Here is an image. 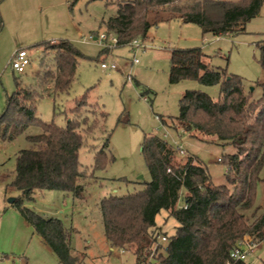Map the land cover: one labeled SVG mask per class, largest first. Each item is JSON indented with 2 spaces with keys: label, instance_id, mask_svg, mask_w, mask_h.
I'll list each match as a JSON object with an SVG mask.
<instances>
[{
  "label": "trees",
  "instance_id": "trees-1",
  "mask_svg": "<svg viewBox=\"0 0 264 264\" xmlns=\"http://www.w3.org/2000/svg\"><path fill=\"white\" fill-rule=\"evenodd\" d=\"M264 0H121L117 12L103 20L108 34L117 38L116 46L143 42L148 38L151 12H165L185 23H195L202 33L215 36L237 34L257 16ZM51 43V45H50ZM45 49L56 51L55 66L37 74V86L23 85L15 76V90L7 95L0 113V138L12 141L28 127L41 131L28 133L31 146L21 149L15 161L11 186L21 190L14 201L21 216L42 241L57 255L59 264H84L86 253L72 247V231L59 217H45L24 205L34 199L36 190L71 193L80 200L114 159L109 149L110 134L96 151L92 169H81L79 151L86 135L106 126L107 112L89 101L88 90L69 109L64 126L42 120L37 102L51 89L54 96L67 93L77 75L82 52L70 41L49 42ZM258 62L264 69V40L257 43ZM106 47L104 48L105 52ZM193 79L201 84L219 85L214 99L199 89L187 90L179 100V113L170 117L175 128L202 136H215L232 144L236 151L221 158L227 166L226 184H215L206 165L194 155L179 156L168 141L156 134H145L141 152L151 179L143 189L127 194H109L99 202L104 234L112 248L130 251L136 264H250L233 259L231 251L239 243L264 241V208L255 206L258 183L264 184V81L262 97L252 100L243 77L202 66L201 50L174 47L170 57L173 83ZM139 85L140 83L136 81ZM55 111V109H54ZM130 182L126 178H121ZM182 206L178 205L180 198ZM161 210L173 216L178 225L168 241L158 242L162 234L156 218Z\"/></svg>",
  "mask_w": 264,
  "mask_h": 264
},
{
  "label": "rangeland",
  "instance_id": "rangeland-1",
  "mask_svg": "<svg viewBox=\"0 0 264 264\" xmlns=\"http://www.w3.org/2000/svg\"><path fill=\"white\" fill-rule=\"evenodd\" d=\"M120 1L0 0V113L6 106L7 95L16 88L15 76L20 77L23 85L36 87L38 72L55 66L56 51L42 45L61 40L70 41L82 52L76 79L67 93L54 96L51 89L44 91L37 102L38 116L64 126L67 116L71 117L69 109L88 89L90 103L107 112L106 126L98 128L93 136L86 135L79 151L81 169L91 170L96 151L103 146L107 132L110 134L109 149L114 159L105 169L96 171L98 180L88 188L87 198L80 200L64 191L36 190L34 199L24 201L26 207L45 217L63 220L72 231L73 249L86 253L84 264H136L132 252L112 248L107 241L99 202L109 194L139 191L144 187L143 181L151 179L141 152L145 134H156L175 148L176 143H181L187 154L202 160L215 184L227 183V166L218 158L234 153L232 144L215 136L187 132L182 126L169 127L161 120L162 117L171 123L170 117L179 113L180 98L189 89L205 91L214 99L220 94L219 85L201 84L193 79L173 83L172 48L198 46L203 65L240 75L251 99L262 97L259 82L264 81V69L258 62L257 43L264 40V4L244 32L219 37L203 34L199 25L185 23L179 17L151 12V27L145 41L116 46L103 20L117 12ZM101 33L108 35L106 40L89 38ZM20 49L27 50L30 57L24 73H16L10 67L12 54ZM102 62H113L117 68L103 69ZM40 131L38 126H30L15 140L0 138V260L10 264L23 258L28 264L24 256L29 258V264H59L57 255L31 225L25 224L28 222L14 206L22 192L10 184L18 152L31 146L26 135ZM183 204L182 197L178 205ZM255 206L264 208L262 182L258 183ZM156 221L162 235L175 233L178 222L166 210L160 211ZM247 261L264 264V241L255 245Z\"/></svg>",
  "mask_w": 264,
  "mask_h": 264
},
{
  "label": "built area",
  "instance_id": "built-area-1",
  "mask_svg": "<svg viewBox=\"0 0 264 264\" xmlns=\"http://www.w3.org/2000/svg\"><path fill=\"white\" fill-rule=\"evenodd\" d=\"M107 34L105 33H101L100 35H90L89 38L90 39H99V40H106L107 39ZM112 40L113 42L116 43L117 38L112 35ZM139 42H135L132 45H137ZM109 46V45H106ZM137 61V59L135 60ZM30 64V57L28 55L27 50L25 49H20V50H16L11 57L10 60V67L11 69L16 72V73H23L26 68L28 67V65ZM101 67L103 69H116L117 65L115 63H106V62H102L101 63ZM176 150L179 152L180 155H186L187 152L184 149V147L181 145V143H176ZM219 161H221V158H218ZM163 241L167 242L168 241V237L166 235H159L158 236V242L159 243H163ZM249 244V246H248ZM256 244L254 243H247V242H241L239 243L236 247L233 248V250L230 253L231 258L233 259H242V260H247L249 258L250 253L254 250ZM124 251V250H122ZM141 264H145V263H141ZM153 264H159V262L154 261Z\"/></svg>",
  "mask_w": 264,
  "mask_h": 264
},
{
  "label": "crops",
  "instance_id": "crops-1",
  "mask_svg": "<svg viewBox=\"0 0 264 264\" xmlns=\"http://www.w3.org/2000/svg\"><path fill=\"white\" fill-rule=\"evenodd\" d=\"M160 13H164V14H166L168 17H170V15L167 14V13H165V12H160ZM149 16H150V15H149ZM217 37H219V36H217ZM202 66H203V67H204V66L208 67L207 65H203V64H202ZM26 69H27V68H26ZM25 71H26V70H25ZM25 71H24V72H25ZM24 72H23V73H24ZM24 220H25V219H24ZM24 222H27V221L25 220ZM25 224H29V223H25ZM29 225H30V224H29ZM27 226H28V225H27ZM31 227H32V226H31ZM39 238L41 239L40 236H39ZM41 240H42V239H41ZM39 242H41V241H39ZM24 257L27 259V260H26V259H25V260H26V261L28 262V264H29V258L26 257V256H24ZM8 262H9V261H2V260H0V264H10V263H8ZM24 262H25V261H24V258H23V259H20V260L17 261V262H15V260H13L11 264H15V263H16V264H17V263H18V264H25Z\"/></svg>",
  "mask_w": 264,
  "mask_h": 264
}]
</instances>
